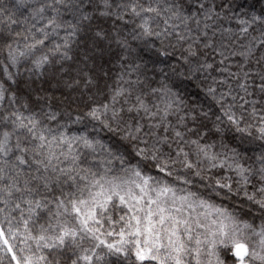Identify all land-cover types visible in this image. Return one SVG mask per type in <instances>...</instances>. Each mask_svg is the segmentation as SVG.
Here are the masks:
<instances>
[{"label":"snow or ice","instance_id":"1","mask_svg":"<svg viewBox=\"0 0 264 264\" xmlns=\"http://www.w3.org/2000/svg\"><path fill=\"white\" fill-rule=\"evenodd\" d=\"M0 264H264V0H0Z\"/></svg>","mask_w":264,"mask_h":264}]
</instances>
